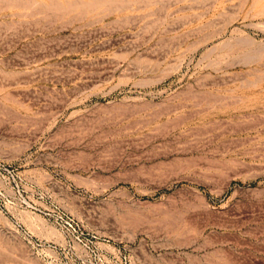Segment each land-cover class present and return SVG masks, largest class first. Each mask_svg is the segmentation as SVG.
<instances>
[{
	"label": "rangeland",
	"instance_id": "obj_1",
	"mask_svg": "<svg viewBox=\"0 0 264 264\" xmlns=\"http://www.w3.org/2000/svg\"><path fill=\"white\" fill-rule=\"evenodd\" d=\"M0 264H264V0H0Z\"/></svg>",
	"mask_w": 264,
	"mask_h": 264
}]
</instances>
